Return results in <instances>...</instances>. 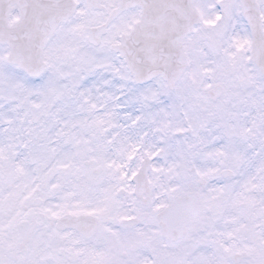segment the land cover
I'll list each match as a JSON object with an SVG mask.
<instances>
[{
	"label": "snow or ice",
	"instance_id": "6c2138e0",
	"mask_svg": "<svg viewBox=\"0 0 264 264\" xmlns=\"http://www.w3.org/2000/svg\"><path fill=\"white\" fill-rule=\"evenodd\" d=\"M0 264H264V0H0Z\"/></svg>",
	"mask_w": 264,
	"mask_h": 264
}]
</instances>
